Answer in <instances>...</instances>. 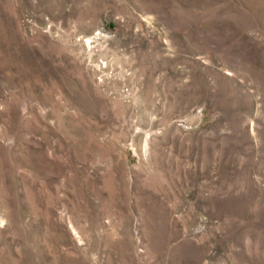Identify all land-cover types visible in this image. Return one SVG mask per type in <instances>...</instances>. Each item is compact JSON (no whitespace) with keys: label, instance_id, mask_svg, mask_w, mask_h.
<instances>
[{"label":"rangeland","instance_id":"374dc122","mask_svg":"<svg viewBox=\"0 0 264 264\" xmlns=\"http://www.w3.org/2000/svg\"><path fill=\"white\" fill-rule=\"evenodd\" d=\"M0 264H264V0H0Z\"/></svg>","mask_w":264,"mask_h":264}]
</instances>
